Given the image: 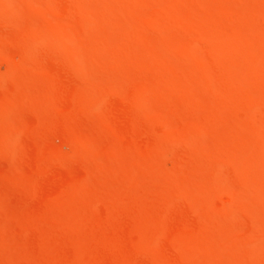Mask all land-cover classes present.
Returning a JSON list of instances; mask_svg holds the SVG:
<instances>
[{"label": "rangeland", "instance_id": "obj_1", "mask_svg": "<svg viewBox=\"0 0 264 264\" xmlns=\"http://www.w3.org/2000/svg\"><path fill=\"white\" fill-rule=\"evenodd\" d=\"M116 1L0 0V264H264V0Z\"/></svg>", "mask_w": 264, "mask_h": 264}, {"label": "bare ground", "instance_id": "obj_2", "mask_svg": "<svg viewBox=\"0 0 264 264\" xmlns=\"http://www.w3.org/2000/svg\"><path fill=\"white\" fill-rule=\"evenodd\" d=\"M115 1H116V0H115ZM133 1H134V0H133ZM136 1H138V0H136ZM140 1H141V0H140ZM153 1H154V0H153ZM109 2H110V0H109ZM111 2H112V1H111ZM111 2H110V3H111ZM116 2H117V1H116ZM116 2H114V3H116ZM141 2H142V1H141ZM31 3H32V2H31ZM138 3H140V2H138ZM148 3H149V2H148ZM150 3H152V1H151ZM175 3H176V1H175ZM116 4H118V3H116ZM122 4H123V3H122ZM125 4H126V3H125ZM142 4H143V2H142ZM152 4H153V3H152ZM152 4H151V5H152ZM110 5H111V4H110ZM143 5H144V4H143ZM143 5H142V6H143ZM145 5H146V4H145ZM145 5H144V6H145ZM147 5H148V4H147ZM167 5H168V3H167ZM209 5H210V4H209ZM211 5H212V2H211ZM130 6H131V5H130ZM131 7H132V6H131ZM134 7H135V6H134ZM150 7H151V6H150ZM163 7H164V6H163ZM166 7H167V6H166ZM181 7H182V6H181ZM135 9H136V7H135ZM159 10H161V9H159ZM159 10H158V11H159ZM163 11H164V10H163ZM163 11L161 10L160 12H162V13L159 12L158 14H159V15H160V14H164ZM156 12H157V11H156ZM177 14L179 15L178 12H177ZM151 15H152V14H151ZM151 15H150V16H151ZM153 15H154V14H153ZM165 15H166V14H165ZM178 15H176V17H177ZM150 16H149V17H150ZM156 16H157V15H156ZM160 16H161V15H160ZM163 16H164V15H162V18H163ZM153 17H154V16H152V18H153ZM179 17H181V16H179ZM179 17H178V18H179ZM159 18H160V17H158V19H159ZM173 18H174V17H173ZM236 18H237V17H236ZM153 19H154V20H153L152 22L156 21V20H155V17H154ZM156 19H157V18H156ZM173 20H174V19H173ZM180 20H181V19H180ZM236 20H237V19H236ZM121 21H122V20H121ZM121 21H120V22H121ZM123 21H124V20H123ZM126 21H127V20H126ZM183 21H185V20L183 19ZM187 21H188V20H187ZM115 22L117 23V20H116ZM129 22H130V21H129ZM185 22H186V21H185ZM237 22H238V21H237ZM239 22L241 23L242 21H239ZM118 23H119V22H118ZM132 23H135V22L132 21ZM230 23H231V22H230ZM230 23H229V24H230ZM240 23H238V24H240ZM130 24H131V22H130ZM182 24H183V22H182ZM186 24H187V22L184 24V25H185V27L183 26L184 28H186ZM189 24H190V23H189ZM189 24H187V25H189ZM126 25H128V24H126ZM134 26L137 27L136 24H135ZM140 26H141V25H140ZM142 26H143V25H142ZM148 26L150 27V25H149V24L147 25V30L150 29ZM151 26H152V25H151ZM189 26H190V25H189ZM229 26H230V25H229ZM135 27H133V28H135ZM143 27L146 28L145 26H143ZM152 27H154V26H152ZM137 28H138V27H137ZM137 28H136V29H137ZM154 28H155V27H154ZM154 28H153V29H154ZM187 28H188V26H187ZM187 28H186V29H187ZM190 28H191V26H190ZM225 28H228V27H225ZM123 29H124V28H123ZM136 29H135V30H136ZM186 29H185V30H186ZM120 30H122V29H120ZM132 30H133V29H132ZM137 30H138V29H137ZM139 30H140V29H139ZM142 30H143V29H142ZM147 30H146V31H147ZM159 30H160V29H159ZM188 30H189V29H188ZM188 30H186V31H188ZM146 31H145V32H146ZM154 31H156V30H154ZM161 31H162V30H161ZM225 31H226V30H225ZM120 32H124V31L122 30V31H120ZM138 32H140V31H138ZM142 32H143V31H142ZM147 32H148V31H147ZM151 32H152V31H151ZM183 33H185V32H183ZM190 33H191V32H190ZM122 34H123V33H122ZM126 34H128V32H126ZM140 34H141V33H140ZM164 34H165V33H164ZM141 35H142V34H141ZM187 35H188V33L186 32V35H183V36L186 37ZM122 36L124 37V35H122ZM128 36H130V35H128ZM128 36H127V37H128ZM131 36H133V35H131ZM131 36H130V37H131ZM190 36H191V34H190ZM125 37H126V35H125ZM187 37H188V36H187ZM144 39H145V38H144ZM144 39H143V40H144ZM147 39H148V38H147ZM187 39H188V38H186L184 41H186ZM145 40H146V39H145ZM188 40H189V39H188ZM188 40H187V41H188ZM144 42H146V41H144ZM188 42H189V41H188ZM130 43H131V42H130ZM137 44H138V43H135L136 47H137ZM131 45H132V43H131ZM131 45H130V46H131ZM144 45H146V43H145ZM144 45H143V46H144ZM130 46H129V47H130ZM139 46H140V45H139ZM140 48H141V47H140ZM143 48H144V47H143ZM159 48H161V47H159ZM129 49H130V48H129ZM134 49H135V51H139V50H140V49L137 50L136 48H134ZM144 49L146 50L147 48L145 47ZM157 49H158V48H157ZM130 50H131V49H130ZM161 50H162V49H161ZM128 51H129V50H128ZM135 51H134V52H135ZM153 51H154V50H153ZM131 52H132V50L130 51V53H131ZM157 52H160V51H157ZM23 53H24V52H23ZM130 53H129V54L127 53L129 57H130ZM166 53H167V51H166ZM131 54H133V53H131ZM139 54H141L140 56H143V55H144L143 52H139ZM142 54H143V55H142ZM152 54H153V53H152ZM154 54H156V53H154ZM160 54H161V52H160ZM162 54H163V52H162ZM135 55H136V54H135ZM157 55H158V54H157ZM157 55H156V56H157ZM166 55H170V54L167 53ZM23 56H24V55H23ZM154 56H155V55H154ZM170 57H171V56H170ZM258 57H259V56H258ZM262 57H263V56H262ZM262 57H261V58H262ZM133 58H134V57H133ZM129 59H130V60H129ZM129 59H128L127 61H131V57H130ZM143 59H144V58H143ZM160 59H161V58H160ZM162 59H163V58H162ZM263 59H264V58H263ZM172 60H174V58H173ZM260 60H261V59H260ZM175 61L177 62L178 60H175ZM179 61H180V60H179ZM166 62H167V61H166ZM256 62H257V61H256ZM171 64H174V61H173V63H171ZM168 65H169V64H168ZM253 65H254V64H253ZM174 66H175V64H174ZM178 66H179V65H178ZM168 68H169V67H168ZM258 68H259V66H258ZM176 69H177V68H176ZM169 70H170V69H169ZM172 70H175V68L173 67ZM172 70H171V71H172ZM122 78H124V77H122ZM120 79H121V78H120ZM188 88H190V86H189ZM194 88H196V87H194ZM189 90H190V89H189ZM189 90H188V92H189ZM195 90H199V89L196 88ZM190 92L193 93L194 91L192 92V91L190 90ZM194 93H195V92H194ZM190 95H191V97L194 96L193 94H190ZM195 95H196V94H195ZM168 135H169V134H168ZM160 147H161V146H160ZM161 148H162V147H161ZM164 149H165V148H164ZM158 152H159V150H158ZM161 152H162V149H161ZM168 177H169V176H168ZM170 181H171V179H170ZM178 187H179V186H178Z\"/></svg>", "mask_w": 264, "mask_h": 264}]
</instances>
